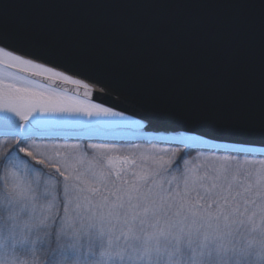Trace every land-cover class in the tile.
<instances>
[{"label": "snow or ice", "instance_id": "snow-or-ice-1", "mask_svg": "<svg viewBox=\"0 0 264 264\" xmlns=\"http://www.w3.org/2000/svg\"><path fill=\"white\" fill-rule=\"evenodd\" d=\"M242 3L264 21V0ZM93 88L109 94L0 30V264H264V158L149 131L148 116L94 102Z\"/></svg>", "mask_w": 264, "mask_h": 264}, {"label": "water", "instance_id": "water-1", "mask_svg": "<svg viewBox=\"0 0 264 264\" xmlns=\"http://www.w3.org/2000/svg\"><path fill=\"white\" fill-rule=\"evenodd\" d=\"M8 43L88 74L94 102L264 157V21L242 0H0ZM43 88L73 85L10 69ZM82 94V92H81ZM0 121V138L4 135ZM61 140V139H58Z\"/></svg>", "mask_w": 264, "mask_h": 264}, {"label": "trees", "instance_id": "trees-1", "mask_svg": "<svg viewBox=\"0 0 264 264\" xmlns=\"http://www.w3.org/2000/svg\"><path fill=\"white\" fill-rule=\"evenodd\" d=\"M0 142H3V138L0 139ZM50 141H47L45 140L44 143H49ZM56 143H64V141H55ZM251 159H254V160H259V159H262L264 157H258V156H250ZM3 178L0 177V181H2Z\"/></svg>", "mask_w": 264, "mask_h": 264}, {"label": "bare ground", "instance_id": "bare-ground-1", "mask_svg": "<svg viewBox=\"0 0 264 264\" xmlns=\"http://www.w3.org/2000/svg\"><path fill=\"white\" fill-rule=\"evenodd\" d=\"M35 86L40 87V88L44 89L45 91H52V90H49V89L43 88V87H41V86H38V85H36V84H35ZM55 92H56V91H55Z\"/></svg>", "mask_w": 264, "mask_h": 264}]
</instances>
